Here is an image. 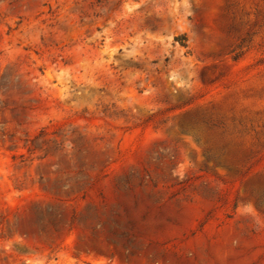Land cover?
<instances>
[{
    "label": "rangeland",
    "instance_id": "1",
    "mask_svg": "<svg viewBox=\"0 0 264 264\" xmlns=\"http://www.w3.org/2000/svg\"><path fill=\"white\" fill-rule=\"evenodd\" d=\"M0 264H264V0H0Z\"/></svg>",
    "mask_w": 264,
    "mask_h": 264
}]
</instances>
